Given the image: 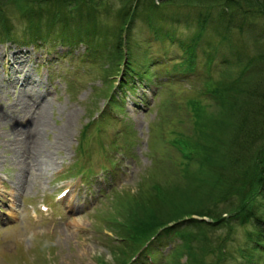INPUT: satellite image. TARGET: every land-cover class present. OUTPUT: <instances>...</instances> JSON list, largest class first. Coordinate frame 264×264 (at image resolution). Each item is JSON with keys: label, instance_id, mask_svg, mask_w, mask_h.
<instances>
[{"label": "rangeland", "instance_id": "rangeland-1", "mask_svg": "<svg viewBox=\"0 0 264 264\" xmlns=\"http://www.w3.org/2000/svg\"><path fill=\"white\" fill-rule=\"evenodd\" d=\"M201 1L0 0L1 28L29 30L42 40L54 31L53 40L99 48L89 54L84 45H54L48 55L44 44L1 42L0 35V70L10 51H30V72L54 103L44 140L53 145L68 136V146L35 169L36 183L25 193L5 150L8 126L0 128V264H51L53 256L56 264H131L154 235L164 241L154 264H264V185L245 214L237 179L223 195L206 196L212 185L206 180L225 173L213 164L230 168L224 155L240 137L239 109L258 87L251 75L264 69V21L248 20L247 27L236 19L238 27H231L219 17L225 0ZM20 6L26 14L19 15ZM129 63L140 79L122 76ZM3 77L0 97L12 104L7 90L15 96L20 88ZM122 80L133 89L121 92ZM117 90L125 100L111 97ZM212 143L215 160L205 168L202 146ZM258 166L264 163L251 159L237 174L252 178ZM87 170L92 191L81 179ZM85 197L92 199L77 202ZM153 214L161 223L150 232L134 227L151 224Z\"/></svg>", "mask_w": 264, "mask_h": 264}, {"label": "trees", "instance_id": "trees-1", "mask_svg": "<svg viewBox=\"0 0 264 264\" xmlns=\"http://www.w3.org/2000/svg\"><path fill=\"white\" fill-rule=\"evenodd\" d=\"M214 2L215 1L209 2L210 6L212 4H215ZM224 3L225 4L223 5V13H220L219 17L223 18L222 19L223 22L228 26L238 27L236 19L240 20V22L243 25H247V27H248V20H250L251 22H257L259 20L264 21V0H225ZM256 11L257 12L259 11L260 14L256 13ZM251 27L254 26L251 25ZM3 29L4 30L8 29V31L5 34L7 39L11 41L24 42L25 40L26 41L32 40V35H31L32 33L29 30H22L19 32L15 30V28H8V25H4ZM50 32L54 34V31H50ZM123 45L124 42L122 45H120L122 49H123ZM258 60H256L255 63L253 64L254 67L257 64ZM261 60H264V56L262 57ZM250 78L252 79V82L253 81L256 82L258 87L255 88L254 92H248L245 106L239 109V114H238L239 127L237 131L240 133V137L235 142H233L234 149L228 152V154L227 152H225L224 155V157L227 158L226 160L230 158L229 161H227L230 162L229 163L230 168H228L226 172L224 162L222 163L221 161H217L215 164H213V166L215 168H217V166H220V168L217 169L218 170L223 169V172L225 173L222 176H219L220 179H218V181L206 180L212 183V185L209 187L210 191L206 192V196H209L207 194L210 195L213 194L215 197L218 194V192L219 195H223L222 192L228 190L226 188L232 184L233 179H237L238 183L236 185L237 188L235 195L236 197L239 196L240 198L239 203L242 209V211L240 212H242L243 214L246 213L245 212L246 208L250 206L251 200L255 196H257L259 191L260 193L263 191L262 185H264V168H260L258 166L255 169L252 178L249 177L246 178L245 176H243L242 178L241 173H239V176L237 174L238 168L240 169V167L245 162H248L251 159H255V161H259L260 166H262L264 163V149L263 148L257 149L255 144L256 142L259 141H263L262 143H264V69L258 70L255 74L251 75ZM202 149L205 151L204 155L206 156V159L204 160L206 166L205 165L202 166L207 168L210 166V164L214 163L215 156H212V154H216L217 145L213 143L210 144L209 146L203 145ZM254 153L256 154L258 153V155L255 156ZM259 183L260 186L257 187ZM230 188H232V186ZM247 191L249 193H247ZM175 216H178V213ZM201 216H209L211 219H213V222L215 223L221 221H224V223H228V219L226 221V218L221 217L223 216L222 214H220V216L219 215L217 216L214 213H209V214L206 213L204 215L202 214ZM244 217L247 218V216ZM152 220L153 222L151 224L147 222H137L134 227L142 231H145V233H148L154 227H156L157 224L161 223V221L157 223L156 220H158V216H156V214H153V216L149 219V221ZM260 221H264V220L260 219ZM258 244H261V242H258Z\"/></svg>", "mask_w": 264, "mask_h": 264}, {"label": "bare ground", "instance_id": "bare-ground-1", "mask_svg": "<svg viewBox=\"0 0 264 264\" xmlns=\"http://www.w3.org/2000/svg\"><path fill=\"white\" fill-rule=\"evenodd\" d=\"M27 52L18 48L10 51L7 67L0 70L9 86H20L19 94L15 96L10 90L6 92V98L14 99V103L8 104L6 99L0 97V128L8 126L7 138H4L5 150L12 154L11 164L19 170L17 186L20 192L25 193L37 177L35 169L39 170L47 160L51 161L61 146H68L66 133L62 140L53 145H49L43 138L45 130L51 126L48 115L54 103L47 98L48 95L43 97L46 93V89L41 88L44 82L30 72L28 61L31 52ZM53 259L56 264L54 256Z\"/></svg>", "mask_w": 264, "mask_h": 264}]
</instances>
